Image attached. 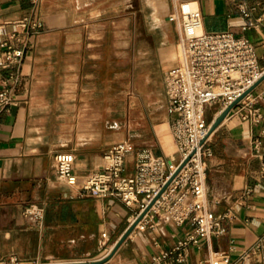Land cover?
Instances as JSON below:
<instances>
[{
  "label": "crops",
  "instance_id": "1",
  "mask_svg": "<svg viewBox=\"0 0 264 264\" xmlns=\"http://www.w3.org/2000/svg\"><path fill=\"white\" fill-rule=\"evenodd\" d=\"M154 1L0 0V40L16 27L22 29L16 22L25 17L44 23L23 65L22 102L0 120V264L12 256L24 264L101 259L134 221L139 204L84 195L79 185L63 180L57 153L76 155L80 181L100 167L108 148L126 138L181 160L166 82L167 72L179 62L180 38L179 26L167 9L173 10L181 0H166L163 13ZM193 1L202 9L205 30L249 36L264 66V0H246L261 2L256 15L262 17L259 26L247 30L240 10L243 0ZM119 4H125L128 19L135 21L128 29L130 67L121 87L117 41L114 61L112 53L109 58L105 53V38L112 33V24H118ZM114 34L118 36L117 27ZM106 64L109 74L104 73ZM255 91H264V80ZM120 99L121 113L127 117L126 136L119 140ZM260 104L264 111V101ZM220 110L218 106L215 117ZM211 143L207 190L223 197L214 204L217 212L232 208L230 232L201 246L191 245L187 260H157L192 228L162 214L155 226L130 235L107 264H203L214 249L232 248L236 259L264 241V177L257 155L258 147L264 151V119L255 123L231 115L212 133ZM136 165V155L131 154L127 171H135ZM32 203L46 209L42 225L26 213Z\"/></svg>",
  "mask_w": 264,
  "mask_h": 264
},
{
  "label": "built area",
  "instance_id": "2",
  "mask_svg": "<svg viewBox=\"0 0 264 264\" xmlns=\"http://www.w3.org/2000/svg\"><path fill=\"white\" fill-rule=\"evenodd\" d=\"M260 6L259 1L254 4L246 0L240 2L244 29L261 24L262 17L256 15ZM203 17L202 9L193 0H181L175 12L180 29L179 62L167 72L166 82L169 110L173 116L172 130L182 152L181 160L176 162L126 138L108 148L100 167L80 181L75 172L76 155L73 152L62 151L55 157L60 177L71 185H79L82 194L114 198L129 206L139 204L134 221L153 202L130 235L149 225L155 226L162 214H167L178 225L192 226L175 248L157 256V260L168 257L187 260L191 245L201 246L215 236L230 232V222L235 215L232 208L217 212L214 204L223 197L218 193L210 195L206 185L207 159L214 153L211 128L214 119L264 75L256 44L249 36L231 30H205ZM16 23L22 29L16 27L0 40V120L4 113L11 112L22 102L20 94L26 80L23 65L44 26L41 19L29 17ZM256 88L240 100L228 117L240 114L255 123L264 119L260 104L264 101V91L256 93ZM214 105L221 106V110L211 120L208 114ZM131 154L136 155L137 165L135 171L128 172ZM257 155L264 177V151L259 147ZM45 212V207L39 203H32L26 209L27 215L38 225L43 224ZM107 237L108 232H104V245L108 242ZM231 250L214 249L203 264L264 261L262 240L245 249L236 259ZM6 264L24 263L12 256Z\"/></svg>",
  "mask_w": 264,
  "mask_h": 264
},
{
  "label": "rangeland",
  "instance_id": "3",
  "mask_svg": "<svg viewBox=\"0 0 264 264\" xmlns=\"http://www.w3.org/2000/svg\"><path fill=\"white\" fill-rule=\"evenodd\" d=\"M156 2V7L163 13L166 11V6H168V3L165 4L166 0H155L154 3ZM180 3V2H179ZM179 3L176 8L170 11V9H167V14H170L168 17L172 20H174L177 24V19L175 18V12L178 9ZM142 4H135V6L138 8ZM118 24L115 25V23L112 24V33L110 31L107 34V37L105 38V42L107 43V47L105 50V53L107 57L109 58L113 56V61L115 59V44L116 41L118 43V69H119V81H120V87L127 81V69L130 67L129 63V58L130 55H128L127 49L128 45L130 44L131 40V32L128 29H131L135 23L134 20H129L128 19V10L125 8V4H119V10H118ZM179 26V25H178ZM115 27L118 28V36L114 34ZM180 30V29H179ZM180 39V38H179ZM179 43V41H178ZM112 45V46H111ZM179 46V44H178ZM112 49V51H111ZM128 60V61H127ZM104 66V73H110V68L109 66ZM121 99H120V115H119V120H120V127L118 130V138L119 140L124 138L126 136V127L123 122L126 120V114L121 113ZM218 105H214L209 109V119H214L215 118V111L217 109ZM50 262H59V261H50ZM91 262V261H89Z\"/></svg>",
  "mask_w": 264,
  "mask_h": 264
},
{
  "label": "water",
  "instance_id": "4",
  "mask_svg": "<svg viewBox=\"0 0 264 264\" xmlns=\"http://www.w3.org/2000/svg\"><path fill=\"white\" fill-rule=\"evenodd\" d=\"M264 80V75L261 79H259L253 87H251L249 90H247L242 96H240L237 100H235L233 103H231L227 108H225L213 121L211 132L213 133L220 125L221 123L228 117L230 111L240 102L241 99H243L249 92L254 90L262 81ZM186 162H184L179 170L175 173V175L180 171V169L185 165ZM174 175V176H175ZM173 176V177H174ZM171 181V180H170ZM169 181V183H170ZM153 202L149 205V207L130 225V227L125 231L123 236L119 239V241L115 244L112 251L105 257L97 260H93L91 262L89 261H59V262H46V263H33V264H102L106 261H108L112 255L115 253V251L118 249V247L130 236V234L133 232V230L136 228L138 223L141 221V219L144 217L145 213L149 210Z\"/></svg>",
  "mask_w": 264,
  "mask_h": 264
},
{
  "label": "bare ground",
  "instance_id": "5",
  "mask_svg": "<svg viewBox=\"0 0 264 264\" xmlns=\"http://www.w3.org/2000/svg\"><path fill=\"white\" fill-rule=\"evenodd\" d=\"M156 3V2H155Z\"/></svg>",
  "mask_w": 264,
  "mask_h": 264
}]
</instances>
